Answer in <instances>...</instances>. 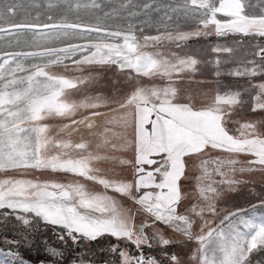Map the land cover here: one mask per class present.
<instances>
[{"label":"snow or ice","instance_id":"snow-or-ice-1","mask_svg":"<svg viewBox=\"0 0 264 264\" xmlns=\"http://www.w3.org/2000/svg\"><path fill=\"white\" fill-rule=\"evenodd\" d=\"M29 7L35 14L21 15L17 0H0V217L24 229L4 243L42 249L38 264H100L91 245L102 240L103 264H253L264 253V214H256L264 196L250 210L219 202L255 174L264 178V118L234 119L264 114V80L253 82L264 77V0H31ZM141 14L148 19L138 25ZM181 20L193 29L182 30ZM213 35L238 36L237 44L248 38L235 67L222 72L227 61L214 62L217 78L247 85L221 90L217 81L197 106L179 83L202 62L166 45L183 49ZM97 69L114 70L104 85L111 91L73 99L72 90L100 84ZM41 225L55 243L35 240ZM188 244L187 258L171 250ZM0 255V264H31L15 249Z\"/></svg>","mask_w":264,"mask_h":264},{"label":"rangeland","instance_id":"rangeland-1","mask_svg":"<svg viewBox=\"0 0 264 264\" xmlns=\"http://www.w3.org/2000/svg\"><path fill=\"white\" fill-rule=\"evenodd\" d=\"M158 2L160 4H169L171 3V0H158ZM250 2H255V0H250ZM126 14V13H125ZM159 15H163V12L157 14V13H153L152 14V19L153 21H155L156 19H158ZM222 18V17H221ZM148 17L144 16L143 14H141L140 16L136 17L133 19V22L137 23L138 25H141L142 21L147 20ZM117 22H121V21H117ZM179 23L181 24V29L184 31H191L194 27V25L191 22L185 23L183 20L179 21ZM145 31L150 33V34H155V29L154 28H149L145 25ZM222 39H228L229 42H222L221 44L218 45H226L229 47H232L234 49V51L229 54V53H216L217 55L219 54H223L226 57L231 56L233 58V61H228L226 63H224L225 68L231 69L233 67L236 66L237 61H239L242 58H245V54H246V50L248 49L249 45L247 43V39L248 38H244L243 43L241 44H237L236 40H240L241 38L238 36H228V37H221ZM258 41H252V43H257ZM209 51H211V48H208ZM0 51H2V47H0ZM172 51V50H170ZM175 52L180 53L181 55L183 54H187V55H191L194 58L198 57L199 55V51L198 49H191V50H187V48L184 49V51L182 50H174ZM181 51V52H180ZM173 52V51H172ZM212 52V51H211ZM99 71H103V70H99ZM111 72L110 76H109V81L110 84L112 82L113 79L116 78L115 74H114V70H109ZM231 76L226 77V79L228 80H218L220 86H221V90L224 89H240L242 88V86H246L247 85V79L246 78H239V77H235V79H230ZM234 78V77H233ZM230 79V80H229ZM261 80H264V77H257L253 79V82H259ZM197 81H203V83H197ZM108 82L107 79H105L103 81V83L106 85V83ZM143 84H151L153 83V81L148 80L147 78H143L141 81ZM102 83V81H101ZM155 83H161V81L156 80ZM206 83L204 80L201 79H186V80H182L179 83L180 89H181V95H188L191 94L192 96L196 97V104L197 106H199V104L201 103V100L204 99V95L205 93H207L205 86ZM97 88H99V86H97ZM103 91L104 92H110L111 89L107 88V87H103ZM200 91V92H199ZM213 93H211L212 95ZM211 95H208L209 97ZM244 99L246 100H250V97H248L247 95L244 96ZM244 117H248L247 119H260V118H264V114L261 113H251L250 111L247 113L246 116ZM243 118V117H242ZM241 119V118H240ZM42 178H50V175H47L46 177L43 176ZM58 179H63V176H58L56 177ZM94 190H98L100 189L99 186H95L92 185L91 186ZM264 196V187L260 186V184L258 183H253L249 185H244L243 188L240 187L239 191H237L236 193H226L224 198L219 202V206L222 208H228V209H235L236 207H240L243 209H251V205L252 204H258V200H260V198ZM125 203V205H127L128 201H123ZM183 206V205H182ZM181 206V208H182ZM181 210V209H180ZM183 211V210H181ZM256 214L257 215H261L264 214V208H257L256 209ZM1 219L3 221H5L3 219V217H1ZM15 219L13 217H8L7 220L5 221L6 223H12ZM166 233L168 235H173L169 230H165ZM193 245L192 244H188V246L186 248H179V246H176L174 248H172L171 250L173 251H182L185 254V258H187V254L191 251ZM9 250H5V249H1L0 248V252H7ZM5 259V257L3 255H0V260ZM9 260H12L13 257H8ZM257 260H261L264 261V253H259L257 255H255L253 257V264H256Z\"/></svg>","mask_w":264,"mask_h":264},{"label":"crops","instance_id":"crops-1","mask_svg":"<svg viewBox=\"0 0 264 264\" xmlns=\"http://www.w3.org/2000/svg\"><path fill=\"white\" fill-rule=\"evenodd\" d=\"M18 3H20L22 5V11H21V15L24 14V12L27 11H31L33 12V14H35V12L37 11L36 9H31L29 7L31 0H17ZM38 2H40L41 4H43L44 0H38ZM43 10V8L41 9V11ZM200 41L197 42H187L186 45L183 47V49L181 48H177L174 44H168L166 45L168 50H172L173 52H175L174 50H182L184 51L185 48H187V50H191V49H198L199 51V55L197 58L198 60H200L202 63L197 65V67L199 68V71L196 72L195 74H184V80L186 79H201L204 80L206 83V87L205 89L207 90V94L211 95V93L214 94L215 89L217 88V81L218 80H228L226 79L227 75H221L219 78H217L214 73L216 71V67H215V60L217 58H220L222 61H233V58L231 56L226 57L223 54H219L217 55L216 53H213L211 51L208 50V48H211L213 46H216L218 44H221L222 42H229L228 39H222L221 37H216V36H209L207 38L204 37H200ZM237 41V40H236ZM0 47H2V45H0ZM150 51L152 49H149ZM181 52V51H180ZM178 53V52H177ZM221 71L225 72L227 71V68H225L224 63L221 64ZM54 71L62 73L63 69L60 66H54L53 68ZM100 69H97L96 71H99ZM101 73V78H100V84L99 85H92V86H84L82 88L81 91L77 92L76 90H72L71 92V96L73 99H80L82 98V96L88 92L91 93H95V92H99V91H103V87H104V83L103 81L105 79L108 80V82L106 83V85H110V81H109V76L111 74V72L108 71H99ZM68 75H72V73H68ZM257 78V77H255ZM230 79H235V77H231ZM229 79V80H230ZM254 79V78H253ZM236 80V79H235ZM102 81V83H101ZM97 86H99V88H97ZM109 89V88H108ZM200 92V91H199ZM243 118H248V117H244ZM242 117H234V119H242ZM253 119V118H251ZM49 123L52 124H59L61 123V121L57 120V121H49ZM229 127H234V125H229ZM73 139H79L78 136H74ZM50 175L48 173L43 174V176H47ZM98 190H102V189H98Z\"/></svg>","mask_w":264,"mask_h":264},{"label":"trees","instance_id":"trees-1","mask_svg":"<svg viewBox=\"0 0 264 264\" xmlns=\"http://www.w3.org/2000/svg\"><path fill=\"white\" fill-rule=\"evenodd\" d=\"M200 38H193L187 42H197L200 41ZM252 182H250L248 185L250 186V184L253 183H258L260 184V186L264 187V178H262L259 174H255L254 176L249 178ZM243 188V186H241ZM259 203V200L257 201ZM188 202L186 201L185 204H187ZM184 206H182L181 210H184ZM7 211V210H5ZM24 229L18 224L17 221H13L12 223H6L5 221H3L0 217V248L1 249H5V250H11V249H15L16 251H18L20 253V256L27 261H30L31 264H38L37 262V257L39 256H43V250L39 249L34 246L32 249H29L27 247L24 246H16V245H9L4 243V239L5 237H7L8 239H21L22 238V233H23ZM35 240L38 242L41 239L47 238L48 241L50 243H55V237L52 235V233L50 231L48 232H44L43 231V225H41V231L38 233L33 234ZM106 241L102 240V241H98V242H94L91 245V248L95 251V259H97L98 261H100V264H103L104 260L108 258V254L107 253H102L99 252L97 249L100 247H104L106 245ZM82 249H78V251H80ZM147 251V250H146Z\"/></svg>","mask_w":264,"mask_h":264}]
</instances>
